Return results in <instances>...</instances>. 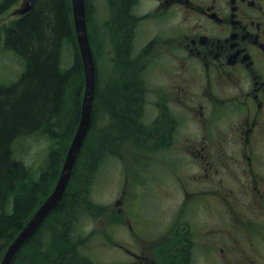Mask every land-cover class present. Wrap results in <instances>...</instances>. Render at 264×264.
I'll return each instance as SVG.
<instances>
[{"label":"flooded vegetation","instance_id":"1","mask_svg":"<svg viewBox=\"0 0 264 264\" xmlns=\"http://www.w3.org/2000/svg\"><path fill=\"white\" fill-rule=\"evenodd\" d=\"M98 35L101 182L120 148L145 151L105 240L128 264H264V0H101Z\"/></svg>","mask_w":264,"mask_h":264},{"label":"trees","instance_id":"2","mask_svg":"<svg viewBox=\"0 0 264 264\" xmlns=\"http://www.w3.org/2000/svg\"><path fill=\"white\" fill-rule=\"evenodd\" d=\"M17 0H5L0 13ZM87 3V0H86ZM87 19L89 17L87 14ZM2 48L22 61L24 76L0 84V264L3 255L53 191L82 113L85 67L79 50L72 0H34L32 9L0 29ZM70 53V62L65 52ZM68 53V54H69ZM92 122L65 194L12 264H96L84 252L89 241L80 228L95 216L91 198L98 170V63ZM68 63V64H67ZM132 97L120 102L130 114ZM113 103L115 98H109ZM115 105V102H114ZM36 136L47 145L36 161L17 158V143Z\"/></svg>","mask_w":264,"mask_h":264},{"label":"rangeland","instance_id":"3","mask_svg":"<svg viewBox=\"0 0 264 264\" xmlns=\"http://www.w3.org/2000/svg\"><path fill=\"white\" fill-rule=\"evenodd\" d=\"M89 2L92 10L91 21H88L87 19L89 38L94 54L97 57L98 67L100 65L103 70L104 67H111L112 63L110 58H107V63L105 65H102L101 61L98 60V40L100 39L98 35V22L101 0L87 1V11ZM25 3L26 0H17V2L4 11V13L0 15V26L18 17L19 14H14V11L18 7H24ZM5 53L6 52L0 54V79H16L22 72V65L16 60H12L9 54L7 57ZM68 53V51L65 52V58L67 62H70V59H68V55L70 58V53ZM8 58L9 60L7 61ZM100 109L97 111V138L101 135V128L99 127L100 123H98L101 114ZM46 145L47 141L44 138L40 139L36 136L21 139L17 143L16 156L17 158H22L29 162L39 160L42 157ZM144 152L143 147H122L120 148V155H123L124 157L122 156L120 158V155L119 157H110L104 164L103 178H106V182L103 183V180L101 182L100 174L96 173L91 198L97 205V214L83 219L80 224L82 231L89 237L84 252L90 255L91 259L94 260L96 264H128L127 256L116 251V248L123 246L121 245V242H119L121 246H118V242L114 241L113 238L110 239L106 237L107 240H105L104 236L106 232L113 233V228L109 227V223H112L118 215L117 209L126 206L125 200L122 201L121 204L116 205V197L119 195L117 190L121 182L124 181L123 174H128L127 171L130 169L129 166L135 165V155H141L143 160ZM139 163L140 162H137V165ZM208 211V209H199V212H201L200 217L205 220L209 219L211 214ZM118 234L119 237L127 243L128 234L126 230L120 228ZM117 239L119 238L117 237ZM248 239L249 238L243 239V244H237V248L235 249L237 254L241 251H243V253L249 252L252 254V251L256 252V250L259 249V247L257 248V246ZM231 256H235V254L231 252Z\"/></svg>","mask_w":264,"mask_h":264},{"label":"water","instance_id":"4","mask_svg":"<svg viewBox=\"0 0 264 264\" xmlns=\"http://www.w3.org/2000/svg\"><path fill=\"white\" fill-rule=\"evenodd\" d=\"M33 3L34 0H26L20 12L25 14L30 11ZM72 8L78 46L85 67V92L82 101L80 122L67 150L60 176L53 191L31 216L16 238L10 243L3 255L1 264H12L17 252L36 233L46 217L62 200L69 185L76 160L91 126L96 90V62L88 33L86 0H72Z\"/></svg>","mask_w":264,"mask_h":264}]
</instances>
